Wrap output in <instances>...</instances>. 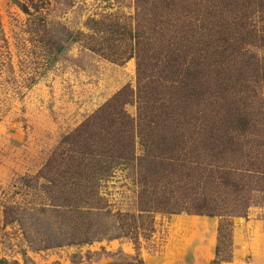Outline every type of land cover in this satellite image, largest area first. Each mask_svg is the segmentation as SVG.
Here are the masks:
<instances>
[{"label": "rangeland", "instance_id": "obj_1", "mask_svg": "<svg viewBox=\"0 0 264 264\" xmlns=\"http://www.w3.org/2000/svg\"><path fill=\"white\" fill-rule=\"evenodd\" d=\"M152 1L0 0V264H264V174L247 178L237 193L218 180L193 181L227 213H154L151 232L143 236L139 230L135 239L121 233L130 221L114 218L116 212L136 213L138 184L131 165L101 182L100 211L88 204L59 207L40 188L45 181L37 174L59 151L63 136L122 88L135 90L137 73L134 56L113 62L89 50L88 40L71 43L44 71L47 57L39 37L61 24L128 54L136 33L142 35L140 45L151 41L152 12L181 11L179 3L168 11L155 9ZM206 3L190 0L184 6L194 12ZM137 107L132 98L124 110L135 117ZM234 204L246 206L245 216L230 215ZM223 224L228 232L221 237ZM86 228L104 233L91 244H67Z\"/></svg>", "mask_w": 264, "mask_h": 264}, {"label": "trees", "instance_id": "obj_2", "mask_svg": "<svg viewBox=\"0 0 264 264\" xmlns=\"http://www.w3.org/2000/svg\"><path fill=\"white\" fill-rule=\"evenodd\" d=\"M188 1L153 0L155 9L181 4V11L152 12L151 41L140 45L142 35L136 33L128 54L61 24L38 39L47 57L44 71L71 43L85 40L89 50L113 62L136 59V89L122 88L63 136L59 151L37 174L45 181L40 188L59 207L88 204L100 211L101 182L123 165L136 168V213L114 214L130 221L119 229L134 239L139 230L143 236L151 232L154 213H227L210 193H199L195 182L218 180L237 193L247 178L264 174V0H204L195 4L203 12L187 9ZM40 22L43 28L49 23L46 17ZM132 98L135 117L124 110ZM245 209L234 204L229 213L245 216ZM224 226L221 237L228 232ZM103 233L86 228L67 244H91Z\"/></svg>", "mask_w": 264, "mask_h": 264}]
</instances>
